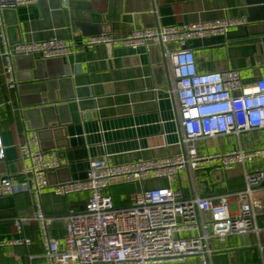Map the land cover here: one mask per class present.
<instances>
[{
	"label": "crops",
	"instance_id": "crops-1",
	"mask_svg": "<svg viewBox=\"0 0 264 264\" xmlns=\"http://www.w3.org/2000/svg\"><path fill=\"white\" fill-rule=\"evenodd\" d=\"M115 1L39 0L36 5L21 7L4 16L11 45L55 37L69 38L80 45L77 54L46 63L35 74L38 82L56 83V94L63 99L59 104L65 105L57 113V128L39 136L41 147H61L55 151L66 161L65 168L51 176L52 185L68 178L87 179L91 162L104 157L113 165H124L173 157L183 151L176 101L171 93V65L165 56L176 46L167 44L164 52L103 44L82 48L84 42L95 36L97 23L104 22L102 33L124 38L135 30L154 25L187 26L244 18L247 25L231 28L226 36L192 39L187 48L194 52L200 73L237 70L245 86L264 78V0H126L128 11L135 13L148 9L151 4L153 12L137 22L112 24L104 18L115 6ZM28 62V59H21L15 63L21 78L26 75L23 68ZM66 66L69 74L60 76ZM33 82H23L22 85ZM32 96L26 97L22 103H30ZM22 108L28 107H22L16 90H9L6 86L4 60L0 58V137L5 147V156L0 161V179L5 176L16 181L22 179L21 146L26 131L32 130L22 117ZM34 131L39 133V130ZM197 148L200 155L226 154L241 149L253 154V158L226 171L219 163L207 165L196 173L195 178L182 173L174 181L157 179L133 185L115 183L107 194L117 207H127L131 194L151 189L180 190L188 197H217L241 190L246 173L264 170V129L201 139ZM256 197L264 204V186L257 188ZM89 198V192L69 196H58L51 188L42 192L45 214L60 218L52 224L49 233L61 246L67 234L64 217L70 212H83ZM232 204L236 208L235 200ZM34 211L28 193L0 197V241L31 240L30 246L0 248V264L44 262L45 250L38 225L33 224L22 231L14 225L16 216L30 215ZM257 226L259 235H232L225 242L211 239V263L264 264V214L258 217ZM162 264H198V259Z\"/></svg>",
	"mask_w": 264,
	"mask_h": 264
},
{
	"label": "built area",
	"instance_id": "built-area-1",
	"mask_svg": "<svg viewBox=\"0 0 264 264\" xmlns=\"http://www.w3.org/2000/svg\"><path fill=\"white\" fill-rule=\"evenodd\" d=\"M38 2L0 0V58L4 60V77L9 90H17L21 85L16 58L39 55L44 60L66 59L77 54L80 48L72 39L56 37L10 44L4 12ZM247 24L244 18H227L187 26L156 25L135 30L124 38L101 33L82 44L84 49L102 44L131 49L176 46L165 56L171 65V93L176 101L183 151L173 157L124 165H113L104 157L91 162L87 179L52 185L49 174L65 168L66 161L55 150H42L37 131H26L21 146L22 179L1 178L0 197L31 195L34 213L16 216L14 225L18 231L38 225L45 250L42 264H162L185 262L189 258H197L198 264H212L211 239L225 242L232 235L260 234L257 219L264 214V204L257 199L256 190L264 182V170L246 173L241 190L217 197H188L180 190L151 189L131 194L127 207H117L107 194L115 183L174 181L182 173L195 178L197 172L213 163H219L226 171L252 160L253 154L241 149L226 154L200 155L197 143L201 139L263 130L264 78L245 86L237 70L200 73L194 52L187 48L192 39L226 36L231 28ZM4 156L5 147L0 137V161ZM50 188L58 196L90 193L83 212H70L64 217L67 234L63 246L49 233L52 224L60 218L46 215L42 206L41 194ZM232 200L237 202L236 208ZM30 245L31 240L24 238L0 241V248Z\"/></svg>",
	"mask_w": 264,
	"mask_h": 264
},
{
	"label": "water",
	"instance_id": "water-1",
	"mask_svg": "<svg viewBox=\"0 0 264 264\" xmlns=\"http://www.w3.org/2000/svg\"><path fill=\"white\" fill-rule=\"evenodd\" d=\"M115 6L110 10L108 15L104 18L105 21L110 23H117V22H137L139 20H143L145 18H148V13L153 12L152 5L150 4L148 9L136 11L135 13L128 11L126 7V0H116ZM16 12V10H7L4 12V16H6L8 13ZM136 14V15H132ZM113 15V17L111 16ZM150 17V16H149ZM155 18V16H152ZM98 25H95L96 31L95 35L101 34L103 32V24L104 22L97 23ZM100 26V27H98ZM156 25L152 26L155 27ZM147 27V28H152ZM152 50L162 51L164 52L163 46L153 45L150 47ZM21 59H28V63L23 68V70L26 71V75H23L24 77H20V73L17 72L18 80L20 81L21 85L16 90L18 97L21 100L22 107H28L27 109H21V114L25 122H27L28 127L30 126V129L32 130H39L38 135H42L44 132L50 133L54 131L53 129H56L58 126V118L57 113H60L62 109H64L63 104H59L60 101H62V98H59L56 94V83L50 81V82H38L37 77H35L36 70L44 67V65H47L46 63H51V61H61L64 59H53V60H44L41 58V56H29V57H18L15 60V63H18ZM69 68L66 66L64 68V73H61L60 76H64L66 74H69ZM33 82L31 85H22L23 82ZM29 86V87H28ZM32 96V101L30 103H22L23 100L26 99L29 95ZM21 95V96H20ZM33 118H36L34 120ZM57 131V130H56ZM63 147V146H62ZM61 148L59 146L57 147H42V150L44 152H49L55 149ZM64 169V168H63ZM63 169H60L56 172L49 174V180L51 176L59 173ZM70 178H68L66 181H69ZM65 181V182H66ZM261 186H264V182L261 184Z\"/></svg>",
	"mask_w": 264,
	"mask_h": 264
}]
</instances>
